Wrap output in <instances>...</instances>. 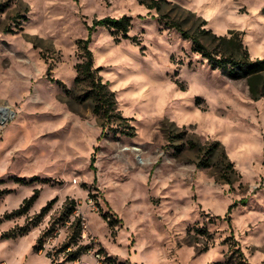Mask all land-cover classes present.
<instances>
[{"label": "rangeland", "instance_id": "374dc122", "mask_svg": "<svg viewBox=\"0 0 264 264\" xmlns=\"http://www.w3.org/2000/svg\"><path fill=\"white\" fill-rule=\"evenodd\" d=\"M0 5V264H100L98 251L124 264H264V97L253 99L246 78L213 68L165 22L191 34L203 20L219 35L242 31L251 57L263 59L264 0ZM124 15L130 38L94 25ZM88 37L116 93L110 117L93 112L91 88L76 82L78 41ZM36 188L28 214L7 220ZM53 198L28 234L1 239ZM72 199L84 220L79 242L93 249L78 261L63 248Z\"/></svg>", "mask_w": 264, "mask_h": 264}, {"label": "trees", "instance_id": "16d2710c", "mask_svg": "<svg viewBox=\"0 0 264 264\" xmlns=\"http://www.w3.org/2000/svg\"><path fill=\"white\" fill-rule=\"evenodd\" d=\"M147 5L150 8H160V5L157 1L155 4ZM1 9L3 8L0 5V10ZM132 20V16L129 15H124L118 19L107 16L105 18L96 20L94 25L105 26L114 30L115 32H121L124 38H130L129 31L132 27ZM165 22L180 30L185 38L191 39L194 49L206 57L213 68L221 69L225 74L234 79L246 78L249 86L250 96L253 99L264 97V58L253 59L251 57L248 46L244 42L242 31L231 30L228 34L219 35L213 32L212 29H206L203 27L207 24V21L203 20L202 26H199L198 31L191 34L190 31L184 29L183 24L180 21L168 19ZM200 28L202 29L200 30ZM204 38H210V44L205 43ZM90 44V37L82 38L78 41V49L80 50L83 59L76 66V82H86L91 88L90 92L93 95L95 101L93 112L103 117H110L117 109V99L115 96L116 93L115 91L111 90L109 84L104 81L103 76L100 74L102 68L95 67L94 54ZM207 153L210 154V151H207ZM209 162L210 157L201 158L198 161L197 166L199 168L207 167L209 166ZM16 180L18 182L24 181V179L21 177H17ZM39 195L40 189H34V193L31 196L24 198L23 202L18 208L6 212L4 217L9 220L13 219L14 217L28 214L30 208L38 200ZM55 201L56 198H53L45 206H43L41 208V212L35 217V221L33 223H28L23 227H14L3 231L1 233V239H16L28 234L32 228L36 227L39 222L42 221L45 215L51 210ZM69 202L71 204L70 206H66L62 218L63 222H70L68 227L71 230V234H69V240L64 243L63 248L65 251H68L67 260L75 261L87 252V250L90 248V245L79 242L82 236L84 220L80 215H76V201L72 199ZM72 216H74L73 220H69ZM49 231L45 234L49 235L51 233ZM208 248L209 245L205 244L202 250H207ZM34 250L39 252L42 250V247L40 245H35ZM243 262L244 264H249L246 261ZM120 264L124 263L120 262Z\"/></svg>", "mask_w": 264, "mask_h": 264}, {"label": "built area", "instance_id": "2783aa9c", "mask_svg": "<svg viewBox=\"0 0 264 264\" xmlns=\"http://www.w3.org/2000/svg\"><path fill=\"white\" fill-rule=\"evenodd\" d=\"M93 249H92V247H90L88 250H87V252L86 253H84L83 255H85V254H88L89 252H91ZM82 255V256H83ZM96 255L98 256V258H99V263L100 264H120V262L119 261H117V259H115L114 257H112L111 255H109V254H106V253H101V251H98V252H96ZM81 256V257H82ZM80 257V258H81ZM79 258V259H80ZM79 259H77V260H75V261H78Z\"/></svg>", "mask_w": 264, "mask_h": 264}, {"label": "bare ground", "instance_id": "6f19581e", "mask_svg": "<svg viewBox=\"0 0 264 264\" xmlns=\"http://www.w3.org/2000/svg\"><path fill=\"white\" fill-rule=\"evenodd\" d=\"M13 115V113H11V112H3L2 114H1V116L3 117V119L4 118H7V117H11Z\"/></svg>", "mask_w": 264, "mask_h": 264}, {"label": "crops", "instance_id": "0c3cea01", "mask_svg": "<svg viewBox=\"0 0 264 264\" xmlns=\"http://www.w3.org/2000/svg\"><path fill=\"white\" fill-rule=\"evenodd\" d=\"M2 262H4V263H5L6 261H5V260H2Z\"/></svg>", "mask_w": 264, "mask_h": 264}]
</instances>
